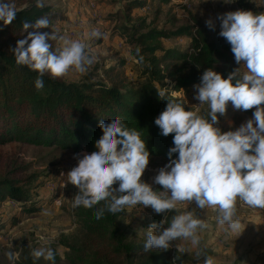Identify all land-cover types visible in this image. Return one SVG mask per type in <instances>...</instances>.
I'll return each mask as SVG.
<instances>
[{
	"label": "trees",
	"instance_id": "obj_1",
	"mask_svg": "<svg viewBox=\"0 0 264 264\" xmlns=\"http://www.w3.org/2000/svg\"><path fill=\"white\" fill-rule=\"evenodd\" d=\"M147 1L150 0H125L122 11L113 12L114 18L122 15L124 20L119 25L114 23L113 31L129 37L133 45L131 53L138 63V74L133 81L125 72L127 62L118 58L100 61L84 73L76 72L74 78L66 73L61 77L46 73L42 77L43 87L37 89L34 81L38 73L18 65L12 48L18 39L27 35L22 33L24 22L32 23L39 17H47L48 27L37 31L52 32L49 29L53 23L50 18L55 8L43 0L42 7L36 5V0H13L14 6L22 10L17 12L11 23L0 21V146L18 142L58 145L76 152L95 151V141L103 134L100 123L119 115L127 127L140 132L149 155L170 159L167 154L174 146V134L161 135L154 123L167 103L160 94L172 96L174 92L199 83L207 68L220 72L226 78L239 64L230 44L218 35L219 31L212 32L201 25L163 28L147 14L130 15ZM235 3L240 9L260 12L250 0H235ZM160 12V8H155L154 16ZM182 36L187 40L181 45L166 46L162 42V39ZM47 42L53 50L58 48L56 40ZM254 110L255 106L245 111L253 113ZM198 114L208 118L206 112ZM176 155L173 153L172 158ZM26 169L27 165L16 157L0 151V201L7 197L17 201L22 210L31 211L39 206L30 199L29 177L19 176ZM117 186L118 182L113 185ZM77 191V187L74 188L71 199L74 230L60 239L65 249L63 255L53 249L54 260L43 256L36 258L30 247L23 244L17 247L18 256L12 264H204L205 256L213 255L211 249L202 245H197L194 250L182 245L179 247L183 251L177 252L180 238L170 242L167 250L144 252L146 239L137 240L132 236L124 215L125 208L115 214L105 209L103 216L96 219V210L104 207L105 202L89 208L74 207L72 201ZM166 212V220L170 221L172 215ZM164 216V212H154L148 226L159 224ZM12 222L13 218L4 222L0 216V231Z\"/></svg>",
	"mask_w": 264,
	"mask_h": 264
},
{
	"label": "clouds",
	"instance_id": "obj_2",
	"mask_svg": "<svg viewBox=\"0 0 264 264\" xmlns=\"http://www.w3.org/2000/svg\"><path fill=\"white\" fill-rule=\"evenodd\" d=\"M36 5L42 7V0H36ZM20 10L13 0H0V21L11 23ZM215 19L220 22L218 35L230 44L239 67L226 78L207 68L199 83L193 85V99L208 105V118L192 108L186 109L187 103L183 100L160 94L167 103L154 123L161 135L174 134V146L167 154L170 159L153 178V183L161 185L163 190H154L151 184L141 180L149 162L146 142L140 132L127 127L119 115L100 123L103 134L95 141L96 150L74 154L77 164L65 177L66 182L78 189L72 201L74 207L89 208L105 202L104 207L96 210V219L103 216L105 209L115 214L137 204L150 206L155 213L164 212L159 224L149 226L155 231L146 233L144 252L167 250L170 242L178 238L190 239L193 245L200 243L198 229L206 225L191 211L166 220V210L176 209L177 202L195 201L198 209H217L218 222L226 223L230 232L241 228L239 219L235 218L237 199L250 207L264 208V12L238 9L219 13ZM205 24L215 30L212 18ZM48 25L47 17L24 22L22 33L27 35L18 39L12 48L18 65L38 73L34 81L37 89L43 87L42 77L46 73L61 77L70 68L84 73L96 58L86 41L102 35L93 29L85 33L84 39H72L67 35L37 31ZM29 28L33 31H28ZM48 40L58 41L59 47L53 50ZM229 102L234 110L254 106L255 110L252 117L235 130L222 131L218 127V114H225ZM173 153L178 155L172 158ZM117 182L118 186L113 187ZM176 247L177 252L183 251L179 245ZM33 255L54 260L51 249L34 250ZM8 258L17 257L8 253ZM204 264H213L212 258L205 256Z\"/></svg>",
	"mask_w": 264,
	"mask_h": 264
},
{
	"label": "rangeland",
	"instance_id": "obj_3",
	"mask_svg": "<svg viewBox=\"0 0 264 264\" xmlns=\"http://www.w3.org/2000/svg\"><path fill=\"white\" fill-rule=\"evenodd\" d=\"M55 8L51 16L52 26L49 28L56 35H67L72 39H84L85 33L95 29L102 35L99 39L86 41L96 57L88 68H94L100 61L123 59L127 63L125 72L130 81L138 74V63L131 53L133 45L129 37L114 30L113 24H120L119 18L113 17L116 10L122 11L125 0H43ZM251 3L264 12V0H250ZM155 8H160L158 16H154ZM240 9L235 0L225 3L224 0H169L159 3L157 0L147 1L144 6L134 9L131 16L147 14L155 18V24L163 28H175L181 25H201L206 29L220 31V22L216 20L219 13ZM212 18L216 27L209 29L205 21ZM129 23L128 21H125ZM187 40L186 36L162 39L166 46L181 45ZM59 47V42L56 41ZM244 71L243 66H240ZM78 72L69 69L66 73L70 78ZM197 84V83H196ZM193 85L174 92L172 96L182 98L191 108L195 104L196 111L208 113L207 104H199L194 100ZM252 117L251 112L234 110L229 102L224 115L218 114V127L224 131L235 130L242 123ZM0 151L27 165L21 173L24 179L29 177V194L32 202L39 206L36 210L24 211L19 203L9 198L0 201V216L4 222L13 218V222L6 224L0 231V264H12L15 260L8 258V253L18 256L17 247L26 244L30 250L55 249L62 256L64 247L60 243L63 235L74 230L71 217V199L75 185L66 182L67 172L77 164L74 154L90 152L81 150L76 152L70 148H60L58 145L23 144L13 142L11 145H1ZM92 152V151H91ZM168 158L149 155V162L141 180L152 185L154 190L161 191L162 186L153 183V178L161 167L167 164ZM125 218L129 222L132 236L137 240H145L149 230V222L153 209L142 204L125 207ZM172 216L191 211L200 218L206 227L198 229L200 243L212 250L213 264H264V208L250 207L237 199L236 217L241 228L237 232H230L228 225L218 222V210L212 207L196 208L195 201L177 202L176 209L167 210ZM186 246L194 250L190 239L180 238L179 246Z\"/></svg>",
	"mask_w": 264,
	"mask_h": 264
},
{
	"label": "built area",
	"instance_id": "obj_4",
	"mask_svg": "<svg viewBox=\"0 0 264 264\" xmlns=\"http://www.w3.org/2000/svg\"><path fill=\"white\" fill-rule=\"evenodd\" d=\"M193 110H194V108H195V104L194 105H192V107H191Z\"/></svg>",
	"mask_w": 264,
	"mask_h": 264
},
{
	"label": "bare ground",
	"instance_id": "obj_5",
	"mask_svg": "<svg viewBox=\"0 0 264 264\" xmlns=\"http://www.w3.org/2000/svg\"><path fill=\"white\" fill-rule=\"evenodd\" d=\"M194 110H196V109H194Z\"/></svg>",
	"mask_w": 264,
	"mask_h": 264
}]
</instances>
